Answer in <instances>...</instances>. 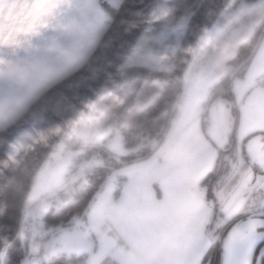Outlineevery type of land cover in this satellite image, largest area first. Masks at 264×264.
Returning <instances> with one entry per match:
<instances>
[{"label":"rangeland","instance_id":"rangeland-1","mask_svg":"<svg viewBox=\"0 0 264 264\" xmlns=\"http://www.w3.org/2000/svg\"><path fill=\"white\" fill-rule=\"evenodd\" d=\"M101 2H103L102 6L105 10L101 7ZM120 2L121 0H0V130L23 114L49 87L83 65L94 50L103 32L112 22ZM247 3L245 0H239V4L235 7L231 8L229 6L208 34L198 41L190 66L184 74L183 91L178 106L171 118L166 137L158 149L176 138L174 135H176L175 131L180 122L182 111L185 108L188 109L189 107L190 109L192 107L188 102V96L191 85L196 83L192 76L196 72V69L194 70V59L211 39L212 33L218 27L227 25L237 13L234 11L247 5ZM159 9L155 13L156 15L154 14L155 22H164L161 24V31L155 35L159 48L154 50L141 36V40L136 43L125 66H143L154 70L171 69L167 64L168 59L178 48L190 15L176 21H165ZM121 90L123 88L119 91ZM117 95L118 91L110 93L87 111L66 134L58 149L45 160L26 198L24 208L27 211L33 213L38 210V213H43L47 210L50 205L41 203L40 200L48 193L46 191L50 189L52 191L64 181L65 174L70 170V165L71 168L74 167L73 171L70 170L71 173H81L93 166H106L109 161L107 160L108 157L106 158L102 154L103 151L101 152L98 149L104 148L113 155L120 157L129 153H135L136 155L141 153V145L138 142L132 144L129 148L126 147L115 125L104 122L109 115L107 113L110 112L109 105H106V102L116 99ZM147 97L148 99H146ZM146 98V103H157L155 101L157 96L154 92ZM192 104L198 106L195 105V102H192ZM206 106L207 103L204 100L199 112V116L204 117V130L210 127L211 120ZM120 114L123 117L122 109L115 115V118L118 119ZM200 117L198 119L201 123ZM227 119L232 122L230 116ZM39 124V122L33 124L16 137L10 146L12 154H16L28 142L36 132ZM227 129L226 143L218 144L216 143L217 140L215 142L213 137L210 138L217 145L216 154L218 150L229 146L226 144L231 127ZM92 145L93 147L97 146L98 149L92 148ZM186 145L189 147V143ZM91 148L95 149L96 155L91 154ZM233 148L223 156L221 175L216 179H212L214 175L208 177V182H211L208 200L206 198V186L202 184V181L207 173L217 167L218 155H216V160L213 161V168L210 171L208 170L199 180V194L209 206L211 215L216 219L226 216L228 211L232 209L235 199L240 200V202L244 199L247 201L248 190H246V186L248 189L250 179L251 182L254 180L246 172H249L248 169L253 168L255 165L247 162L246 157L242 154V148L239 147L236 151ZM87 152L88 156L85 158ZM155 152L122 167L107 165L110 174L96 189L95 197L85 211V215L74 217L72 220L73 226L62 228L56 233H51L49 228L46 229L47 234L44 238L47 237V239L42 246H45L44 249L50 254L49 256L64 253L66 258L71 257L78 262L82 254H85L91 248L92 234L102 228L105 213L111 211L114 204L120 201V198L131 189L136 180L140 176L144 177L143 174L148 173L147 170L154 165L155 160L151 158L154 157ZM140 157L136 156L135 159ZM147 160H149L148 163L138 165V163ZM88 180L85 179L87 182ZM238 187L240 191H234ZM262 208L264 209V207H261L260 210ZM257 210H259L258 207L252 209V213L261 217L260 215L263 212ZM246 212H248V203L234 216ZM234 216L224 219V226L210 241L209 245L216 241L224 227ZM38 217L40 219L41 214ZM148 224L153 225V221L150 220ZM19 231L20 237L27 233H29V236L35 233L29 227L20 228ZM29 245L25 248V254H27ZM25 259L26 255H24L21 264H25ZM201 260L199 264H201Z\"/></svg>","mask_w":264,"mask_h":264},{"label":"crops","instance_id":"crops-1","mask_svg":"<svg viewBox=\"0 0 264 264\" xmlns=\"http://www.w3.org/2000/svg\"><path fill=\"white\" fill-rule=\"evenodd\" d=\"M234 12L227 25L212 33L193 61L196 83L188 96L192 109L182 111L176 138L155 152L148 173L105 213L102 228L92 234L91 248L74 264H199L210 241L224 226V219L247 203L248 214L264 207V89L255 86L264 74V34L246 71L232 81L240 103L237 140L243 143L247 162L255 165L246 172L254 179H250L248 189L246 186L248 199H235L226 216L216 219L198 190L201 177L213 168L216 143H226L227 128L232 124L224 101L216 98L208 109L210 127L204 130L198 119L202 103L210 86L228 73L226 61L237 45L264 19V0ZM212 137L217 140L215 144ZM234 191H240L239 187ZM150 220L153 225L148 224ZM262 238L264 218L254 215L233 223L223 239L222 264H252L254 249ZM44 248L41 246V254L47 259L50 254Z\"/></svg>","mask_w":264,"mask_h":264},{"label":"water","instance_id":"water-1","mask_svg":"<svg viewBox=\"0 0 264 264\" xmlns=\"http://www.w3.org/2000/svg\"><path fill=\"white\" fill-rule=\"evenodd\" d=\"M235 1L202 0L190 15L178 48L168 59L171 69L154 70L127 67L125 63L164 0H121L112 22L83 65L49 87L23 114L0 130V264L19 232L26 198L39 169L79 119L113 89L133 80L177 85L164 132L151 153L160 146L178 106L184 74L198 41ZM262 35L247 57L230 71L229 80L250 62ZM37 122L40 124L33 136L12 154L10 146L16 137Z\"/></svg>","mask_w":264,"mask_h":264},{"label":"trees","instance_id":"trees-1","mask_svg":"<svg viewBox=\"0 0 264 264\" xmlns=\"http://www.w3.org/2000/svg\"><path fill=\"white\" fill-rule=\"evenodd\" d=\"M201 1L202 0H164L159 10L161 11V16H164L165 21H176L183 18L184 16L191 15L194 10L198 7ZM245 1L248 2L246 6H249L256 0ZM102 3L103 2H101V7L104 9ZM237 4H239V0L231 3L230 7H235ZM155 15L147 26V28L145 29L142 35V39H145L154 50H157L159 48V45L155 40V35L161 31V24L164 22H155ZM261 33L264 34V19L258 25H255L251 29L250 36L237 45L234 54L226 61V64L229 68L228 73H226L224 76L215 81L208 90V99L205 100V102L207 103V111L209 109L210 104L216 98H221L224 101V105L226 106V109L232 119V124L231 130L229 131L228 142L226 144L229 146L217 151V167L213 169L210 173H207L206 177L202 181V184L206 186L207 200L209 199L208 194L210 192L209 190L211 186V182H208V177L214 175L212 176V179H216L218 178V176L221 175L223 156L228 154L232 150V147H234L233 150L235 149V151L238 150V148L240 147L242 148V154L246 157V153L243 148V143L238 142L237 140L238 107L240 103L232 89L233 80H229L228 75L230 71H232L244 58L247 57L255 41ZM248 64L249 62L239 70L235 77L242 76L243 73L246 71ZM255 86H261L264 89V74L261 75L255 81ZM122 88L123 90L119 91ZM150 90L154 92L157 96V98L155 99L157 103H146V96H151L152 94ZM115 91H118L117 98L113 100H108L106 102V105H109L110 112L107 113L109 115L106 117L104 122L113 123L115 125V127L119 130V133L126 147L129 148L132 144L138 142L141 145V153L139 155H136L135 153H129L126 156L120 157L118 155H113V153L107 151L104 148L98 149L97 146L93 147V145L91 147L98 149L101 152L103 151L102 154L106 158L108 157L107 160L109 161L106 166L108 165L122 167L123 165L131 164L135 161L143 159L148 155L150 156L153 152L158 149L157 148L151 153L154 145L161 138L162 133L164 132L168 115L173 106V102L176 96L177 85L170 83L133 80L131 82L116 87L111 92H109L108 95ZM106 96H104L102 99H104ZM146 99H148V97ZM121 109L123 117H121L120 114V117L116 119L115 115L119 113ZM200 120L203 127L204 117H200ZM164 138L162 139V141L164 140ZM95 149L91 150V154L96 155ZM88 152L86 153L85 158H87ZM136 156L141 157L135 159ZM106 166H93L92 168L81 172L73 180L74 193L71 199L66 204L60 206L50 205L48 206L45 212L41 213L40 219H38L37 213L31 215V218L38 219L45 228H49L51 230V233H56L62 228H69L73 226V218L76 216L81 217L85 215V211L88 209L89 205L91 204V201L95 197L96 189L105 181V179L108 177L107 175L110 174L107 169L108 167ZM69 168L71 171H73L72 169L74 167L71 168L70 165ZM70 170L65 175H68L70 173ZM85 179H89L88 182L85 181ZM261 211L263 212V214L260 216L264 217V209L262 208ZM248 216H254V213H242L232 218V220L224 227L223 231L220 233V236L216 239V241L212 242L206 249L202 257L201 264H221L222 240L225 234L233 223L239 220H243ZM33 238L35 241H38L41 246L45 243L47 239V237ZM30 240L31 238L29 236V233L23 235V237H20V233H18L14 241L8 245L5 251L3 264H21L24 255H26L25 248L27 247V245H29ZM263 248L264 238L258 242L256 248L254 249L252 264H264V250L262 251ZM70 258H66L64 253L55 254L49 256L45 260L43 258L42 264L76 263V260L74 258Z\"/></svg>","mask_w":264,"mask_h":264},{"label":"built area","instance_id":"built-area-1","mask_svg":"<svg viewBox=\"0 0 264 264\" xmlns=\"http://www.w3.org/2000/svg\"><path fill=\"white\" fill-rule=\"evenodd\" d=\"M79 173H69L64 181L55 189L45 194L40 200L41 203L49 205H64L72 197L74 193L73 180ZM20 228L29 227L34 235H30V245L26 254L25 264H42L43 257L41 255V245L35 241L33 237L44 238L46 236L47 228H45L38 219L31 218L32 211H27L24 208ZM20 232V231H19Z\"/></svg>","mask_w":264,"mask_h":264}]
</instances>
